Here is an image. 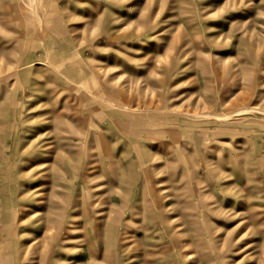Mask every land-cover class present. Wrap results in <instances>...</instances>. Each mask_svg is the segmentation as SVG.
Wrapping results in <instances>:
<instances>
[{"label":"rangeland","instance_id":"1","mask_svg":"<svg viewBox=\"0 0 264 264\" xmlns=\"http://www.w3.org/2000/svg\"><path fill=\"white\" fill-rule=\"evenodd\" d=\"M0 264H264V0H0Z\"/></svg>","mask_w":264,"mask_h":264},{"label":"crops","instance_id":"2","mask_svg":"<svg viewBox=\"0 0 264 264\" xmlns=\"http://www.w3.org/2000/svg\"><path fill=\"white\" fill-rule=\"evenodd\" d=\"M35 229V228H34ZM2 241V240H1Z\"/></svg>","mask_w":264,"mask_h":264}]
</instances>
